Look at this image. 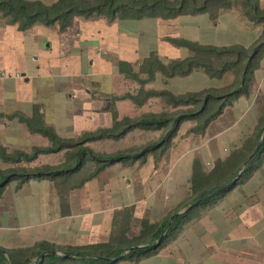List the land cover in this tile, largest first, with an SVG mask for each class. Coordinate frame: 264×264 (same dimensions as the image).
<instances>
[{
  "label": "rangeland",
  "instance_id": "rangeland-1",
  "mask_svg": "<svg viewBox=\"0 0 264 264\" xmlns=\"http://www.w3.org/2000/svg\"><path fill=\"white\" fill-rule=\"evenodd\" d=\"M54 1L55 0H44V2L48 3L46 5H49V3L52 4ZM229 1L230 7L227 10L222 11L221 13H226L232 10L238 12L239 15H243L241 12L242 8L240 5V0ZM157 21L159 22H155L151 18H144L143 20L120 21L117 24L118 27H110L111 32L104 33L103 28L100 27V38L95 39H92L93 36H91L92 32H94V28H87L82 31V34L80 35L81 39L78 41V43L72 42L73 38L71 36H76L77 38H79L77 33L78 31H75V29L80 24V22H75L74 26L71 25L65 32L62 33L58 31L57 26H54L53 28L40 24L32 26L30 28V33L40 32L37 39H35L31 35H28L29 37H27L28 33L23 34L21 38L22 53L20 56L22 68L24 67V63L26 61L28 65L27 69L31 71L33 65L35 64L34 58L35 56H37V54H35V51L37 48H39L40 42H42L40 40L48 39V42L53 45L52 51H55L57 49L58 44L69 45V48L71 50L65 56V58L62 59H59L57 57V53L54 52L53 54V57L60 61L61 73L64 74V76L60 77L57 83L54 82L56 86L55 90L58 91V88L60 87V90L63 91V95L61 93H52V96H40L41 81H39V79H32L28 83H25L22 79H20L19 76V74H21L23 71L17 73L19 76L18 80L21 83L20 93L25 107V109H23L22 111V116L25 113L30 114V112H32L33 110L32 106L35 103H29V101L35 100L37 96H40L37 103L40 102L42 106V109L45 113V120L46 122H48V126H52V124H54L56 132L61 135L59 137L62 139L77 140L81 138L85 133L97 130H93L94 127L96 128L100 126V123L98 122L99 118L97 119L96 117L97 114L109 117L107 118L106 122L110 128L112 126L110 119V116L112 117L110 101H112L115 97L122 96L124 93L135 94L134 89H138L139 84L129 79H124L122 75L121 77L116 76L119 59L113 57L111 58V60H109L108 58V60H103L102 62L94 60L93 64L91 65L87 63L88 66L86 67L88 70L86 71L85 82L86 86H88L89 82L91 84H95L91 87L96 86V90L100 92V94L96 91L91 92L92 98H89L91 103L82 104L83 98L87 96V94L80 92L77 87L73 88L71 86L72 82H66L69 81L72 77L78 78L80 77V75L83 76L82 70L86 69L84 66H81L83 65L81 56L84 52L75 51V49L73 50L72 48L77 47L78 44L85 42L84 40H86L89 43H97V45H102L104 47L116 46L118 48L116 49V51L119 53H125L128 50L127 55L132 54V50L134 48L136 50L138 48L156 49V46H158L161 56L158 57L165 62H167L168 60H172L167 58L170 55L175 56L176 59L182 58L184 54H187V56L185 57L191 56V52H189L187 49L174 47L169 44V39L171 38L164 37L157 39L155 37V33L159 34V32L162 31V34H174L170 36L176 38L181 37L182 39H185L187 38L186 36H188L189 27H187V25H184V22H182V25H179L177 22H171L168 20ZM179 26L181 27L180 31ZM262 30L261 32H263ZM142 32L144 33V35L141 34ZM64 33L66 34L59 35ZM149 35H151L152 38L150 40H148ZM259 40L260 38L258 39V41ZM257 42H254V44L248 47L247 50L252 49V47ZM17 50L18 49L16 47V52ZM137 54H141V52L137 51ZM161 54L164 56H162ZM49 56L52 55L50 54ZM131 58H134L132 59V62L131 59H128L127 61H130L132 63L133 69L137 71L138 64L141 63L143 59L141 57ZM262 64L263 60L259 62V67L254 69L252 76H248L246 79L245 84L247 86V95L240 96L238 99L232 100V103L223 109L222 114L219 115L215 120H213L204 132L200 133L197 131V120L184 121L178 127L177 133L170 142L169 147L165 150L164 154L159 159H157V157H155L152 152L147 154L143 161L141 159L136 160L135 158H129V160L127 161L116 162L112 166L104 169L92 179L86 182H82L84 179L86 180V178L90 176L96 168L95 164L87 163L72 178L63 180L64 184L62 186V191L59 192L58 200L54 199V206L56 207V205H58L57 201L62 205H64L65 203L69 205V203L73 202V204H77V210L74 213L86 212L82 210L84 209V207H82V201H84V199L82 200L79 197L71 198L68 192L72 189H80L91 180L98 182L100 188L105 186L107 180L113 178L114 180L118 181V187L122 188V190L128 188L127 186H129L130 184V186L134 190H137L135 191L136 193L145 192V202L137 203L136 206L123 207L121 210L115 213L116 215L113 220V230H111V235L108 239V241L112 239L115 243H118L122 238V242L127 240L126 242L130 241V244L136 242L135 238L139 235L142 221L159 223L175 211L183 212L187 208H190L189 199L192 198H190L189 192L191 176L189 177V179H186L185 174L187 173V171L189 172V170H186V167L191 158H193V162H198L201 171L207 173L210 172L218 163H225V160L228 159L234 151H238V149L241 148L247 140H254L256 142L260 141V139L259 141H257V138L255 140V135L258 132L260 134V130L264 126V68H261ZM191 74L184 77L175 76L172 78H165L160 73H157L152 81H149L147 84H145L144 88L146 90L153 89L156 91L167 90L174 95L192 91H202L206 89H214L219 93L227 94L236 89L241 83L240 73L233 70L226 72L221 78H210L202 69H195L191 72ZM28 75H30V72H28ZM140 77L142 80H146V75L142 74ZM87 89H85L86 92ZM48 91L46 92L48 93ZM110 91L114 93L111 94ZM72 92L75 94V97L69 99L68 96ZM106 98L109 99V101L104 102L103 100ZM116 103H119L117 108L118 119L121 120L125 117H129L131 119L138 118L141 116V114L147 112L165 113L174 111L170 108L169 105L165 103V101L161 97L158 96L150 97L142 107H136L135 104L129 99L117 100ZM193 108L194 107H183L184 111ZM165 132V129H135L125 134L120 139H103L94 141L92 143H87L85 144V146L90 148L92 152L100 155L115 154L117 152H125L133 155L140 152L145 146L160 140ZM69 135H73V137ZM37 144L41 143L38 142ZM36 147L49 148L51 147V143L47 141L46 146L37 145ZM31 151L32 149H30L27 153H31ZM69 152L70 151L64 149L55 153L39 155L37 159L31 163H0V169L4 172H7L11 169L13 171H17V169L21 166L26 167L27 170H30L31 167H62L67 162ZM12 153L13 152L9 154ZM183 153L188 154L184 155L177 161V165L175 166L174 171V173H176L178 177V184L180 186L179 191H182L181 195L179 196L181 199L180 200L179 197L173 196L172 191H168V187L166 189V192L164 191V182L165 179L167 182V178L169 176V173L171 172L170 165L175 162V158H179V156H181ZM248 155V152L244 151L243 156L247 158ZM260 160L261 163L264 162V158L260 157L259 161ZM261 163L257 165L258 168H255V170H253L251 177L259 171V169L261 168ZM244 164L242 165L244 166ZM127 180H129V183L127 182ZM246 181L247 180H245V182ZM245 182L232 186V188L228 190L226 194H224L220 198L218 197L217 201L213 205H205L196 208L191 219L187 223L179 227L176 234H174L173 236H169L167 243L155 255L158 254L157 257H163L165 253H169L170 255H172L174 252H176L173 243H175L177 240L180 241V243L183 240H188L191 229V227H188V225L197 223L207 215V212L210 211L209 209H213L216 206L220 207L222 205V208H220L226 209L227 204H230L233 199L229 197L232 196L233 193H241ZM151 183H153V185H151ZM24 185L26 184L23 183V185H19L16 180H13L5 186L3 192L7 189L8 192L13 191L14 188H18ZM91 185L92 184L86 187L90 190V194L92 193ZM120 192L114 194V197H111L107 200H98L97 202H95V200H92L91 202L93 205L97 204L96 206L105 202H114V200L118 202L121 195ZM121 196L123 197V195ZM173 197H175V200H173ZM151 199H155L157 200V202L155 204H152ZM179 200L183 202L179 203ZM54 210L56 209L54 208ZM57 214L58 213L55 211V214L51 217L52 222L46 225L45 221L41 220H39V222L33 219L31 222L34 223L30 222L31 224H27L25 222L14 220L13 218H8V216H0V229H3L2 233L0 234V249H28L33 247L36 242L41 239V232L44 233L46 232V230H50V235H54L56 231H60L59 227L63 228V223H68L71 220L60 218ZM24 219L25 221H29L31 218L26 217ZM24 219L22 221H24ZM50 220L51 219H48V221ZM56 227H58L57 230ZM30 230L32 231V233L30 232L29 234H27L26 232ZM125 230H127V232H124ZM246 230L251 232L252 234L254 227L248 228ZM64 231H66V229H64ZM71 231L73 230L71 229ZM72 234L73 233H67L66 235H63L64 239L62 240H58L57 237H55L56 239L54 238L53 244L49 245L54 247L56 250H62V247L71 245L67 243H70L69 239L71 238ZM258 240L260 239H255L254 237L251 238L249 236L235 243L244 244V246L239 245L238 247L241 246L249 248L254 246V244H256ZM181 254H186V251L184 250L183 252H181ZM252 254L253 253H251L250 255ZM250 255L248 254V256ZM251 258L255 259L254 256H252ZM100 264L106 263L103 262Z\"/></svg>",
  "mask_w": 264,
  "mask_h": 264
},
{
  "label": "trees",
  "instance_id": "trees-1",
  "mask_svg": "<svg viewBox=\"0 0 264 264\" xmlns=\"http://www.w3.org/2000/svg\"><path fill=\"white\" fill-rule=\"evenodd\" d=\"M240 5L242 14L251 24L263 26L260 40L252 49H248L250 51L240 45L217 47L177 38L169 39V42L177 47L187 49L191 52V56L165 62L156 53L151 52L138 64L137 71L128 62L119 61V74L124 79L137 82L139 87L134 89L135 94L124 93L122 96L113 99L111 108L113 122L110 128H98L85 133L77 140H65L57 135L53 127L45 123L40 105L33 106L29 117L20 116L19 120L27 130L32 134L46 138L51 143V147H33L31 153L14 151L9 154L0 145V161L2 163H31L39 155L55 153L64 149L70 152L67 162L62 167L58 166L59 168L31 167L30 170H27L26 167L21 166L17 171L11 169L7 172L0 169V195L5 186L13 180H16L19 185L31 178H48L56 183L57 179L72 178L87 163L95 164L96 168L82 182L92 179L116 162L127 161L129 158L143 161L147 154L152 152L159 159L169 147L180 124L187 120H197V131L204 132L208 125L222 114L223 109L232 103V100L247 95L246 79L248 76H252L254 69L259 67V62L264 60V7L260 6V0H240ZM229 7V0H55L49 5L40 0H0V17L8 23L17 25L20 31L40 24L47 27L57 26L58 31L62 33L72 25L73 18L76 17L86 20L99 17L119 21L144 18L169 20L178 16L208 14L212 20H215L222 11ZM195 69L204 70L210 78H221L226 72L233 70L240 73L241 83L227 94L219 93L214 89H206L174 95L167 90L156 91L144 88L145 84L152 81L157 73L165 78L184 77L191 74ZM142 74L146 75V80L141 79ZM154 96L161 97L174 111L147 112L134 119L129 117L122 120L118 119V111L114 105L117 100L129 99L136 107H142L150 97ZM183 107L194 108L184 111ZM135 129H165L166 132L160 140L145 146L140 152L133 155L125 152L100 155L85 146L87 143L98 140L120 139ZM262 136L263 140L258 148V142L247 140L238 151H234L225 160V163H218L210 172L201 171L198 162L195 161L189 186L190 198L192 197L189 199L190 208L183 212L175 211L159 223L142 221L135 243L130 244V241L126 242L127 240L122 242L123 239L121 238L118 243L111 239L103 244L85 247L66 246L62 247V250H56L51 245L41 242L28 249H0V264H69L73 262L116 264L122 260L137 262L142 258L155 255L167 243L168 237L176 234L178 228L191 219L196 208L213 205L217 198L226 194L232 186L245 182L251 177L253 170L258 168L257 165L261 163L259 158H264V126L261 128L260 134L258 132L255 135V140L257 138L259 141ZM244 151L249 154L247 158L243 156ZM226 184H228L226 188L199 201L206 194ZM170 217H172L170 225L164 236L160 238ZM106 259L110 262L105 261Z\"/></svg>",
  "mask_w": 264,
  "mask_h": 264
},
{
  "label": "crops",
  "instance_id": "crops-1",
  "mask_svg": "<svg viewBox=\"0 0 264 264\" xmlns=\"http://www.w3.org/2000/svg\"><path fill=\"white\" fill-rule=\"evenodd\" d=\"M40 1L44 4H48L44 2V0ZM260 6L264 7V0H260ZM151 19L155 22H159L157 20H162L160 18ZM168 21L177 22L179 25H182V22H184V25L189 27L188 36H186L187 38L185 39L203 45H213L217 47L240 45L248 48L252 46L254 42L258 41L262 33L261 30L263 29V26L251 24L245 16L239 15L238 12L232 10L219 14L213 21L205 14L178 16ZM75 22H80L81 24L75 29V31H78L79 38L76 36L71 37L73 38L72 42L78 43L81 39L80 35L83 30L94 28V32L91 34V36H93L92 39L100 38V27L103 28L104 33L111 32L110 27H118L117 24L120 21L117 19L108 20L104 17L87 20L76 17L73 19L72 26L75 25ZM180 29L181 27L179 26V31ZM30 30L31 29L20 31L17 25L8 23L5 19L0 17V145L6 149L7 153L14 151L28 152L32 147H36L37 145L46 146L48 141L38 134L30 133L19 120V117L22 116L23 109H25L23 104L24 101L20 93L21 83L18 80L19 76L25 83H28L32 79H39V81H41L40 96L48 97L52 96V93H63L60 87L58 91L55 90L56 86L54 82L57 83L64 74L61 73L60 61L55 59L53 54L54 52L57 53L59 59L65 58L71 50L69 45L58 44L57 49L52 51L53 45L48 42V39L40 40L42 42H40L39 48L35 51L37 56L34 58L35 64L31 71L27 69L28 65L26 61L22 68V63L20 61L22 53L21 38L23 34L28 33L27 37L31 35L37 39L40 32L30 33ZM65 34L66 33L59 35ZM141 34L144 35L143 32ZM155 35L157 39L164 37L177 39L176 37L170 36L174 34H162V31H160L159 34L155 33ZM150 39H152L151 35H149L148 40ZM84 41L85 42L78 44L77 47L72 48L73 50L75 49V51L84 52L81 56L83 64L81 66L86 68L82 70L83 76L80 75L78 78L72 77L69 81H66L72 82L71 86L73 88L77 87L80 92L87 94V96L83 98L82 104H90L89 98H92L91 92H98L96 86L91 87L95 84L89 82L88 86H86L85 75L88 70L86 67L88 66L87 63L91 65L94 60L102 62L103 60H108V58L111 60V58L115 57L119 59V61H125L132 65L131 62L134 58L131 57H141L144 59L151 52L161 57L158 46H156V49H140L137 47V50L134 48L132 50L133 53L127 55L128 50L125 53H119L116 51V49H118L116 46L104 47L102 45H97V43ZM171 45L177 47L173 44ZM16 47L19 50H17V52ZM137 51L141 52V54H137ZM50 54L52 56H49ZM185 56H187V54H184L182 58ZM167 58L176 59V57L172 55ZM128 59H131V62L127 61ZM261 68H264V60ZM18 72L22 73L17 77ZM28 72H30V75H28ZM22 74L24 76H21ZM116 76L121 77L118 69L116 70ZM85 89H87V92ZM46 91H48V93ZM98 93L100 94V92ZM110 93L113 94L114 92L110 91ZM74 95L75 94L72 92L69 94L68 98L72 99L75 97ZM40 96H37L35 100L29 101V103L34 102V105L38 104L41 106L40 102L37 103ZM103 101L107 102L109 99L106 98ZM112 102L113 100L110 101V108H112ZM118 104L114 102L115 108H118ZM30 114L25 113L23 116L29 117ZM43 114L45 120L44 111ZM96 117L97 119L99 118L98 122L100 126L94 127L93 130L98 128H109L106 122L109 117L101 114H97ZM110 119L112 125L111 116ZM45 123L48 125L46 120ZM51 127H53L56 132L54 124H52ZM56 133L58 136H61L58 132ZM69 136L73 137V135ZM38 142L41 144H37ZM186 154L188 153H183L179 158H175V162L170 165L171 172L169 173L167 182L166 179L164 182V191L166 192L168 187V191H172L175 197H179L182 193V191H179L180 186L178 184V177L176 173H174L175 166L177 165V161ZM0 163L3 164L1 161ZM193 163V158L187 163L186 170H189V172L187 171L185 174L186 179H189L191 176ZM127 182L129 183V180H127ZM24 184L26 185L14 188L13 191L8 192V189L4 190L0 196V216H8V218H13L14 220L27 224L34 223L31 222L33 219L37 221L41 220L45 221L46 225L52 222L51 217L56 211L60 218L71 219L68 223H63V228L59 227L60 231H56L58 229V227H56V232L52 236L50 235V230H46L44 233L41 232L42 237L36 243L44 242L53 244L55 237H57L58 240H62L64 239L63 235L67 233H73L69 239L70 243H67L69 245L71 244L70 246L73 247H85L87 245L106 243L111 235V230H113L115 213L123 207L136 206L137 203L145 202L144 199H146L145 192L136 193L135 191L137 190H134L130 184L127 186L128 188L122 190V188L118 187V181L114 180V178L107 180L105 186L102 188L99 187L98 182L91 180L80 189H72L68 192L71 198L79 197L82 200L84 199V201H82V207H84V209L82 210L86 212L74 213L77 210V204H73V202L69 203V205L66 203L62 205L57 201L58 205H56V207L53 204L54 199L58 200L59 192L62 191V186L64 184L62 179H57L55 183V181L48 178H31ZM90 184H92L91 194L90 190L86 188ZM151 185H153V183H151ZM118 192L123 195V197L120 195L118 202L114 200V202H105L98 206H96L97 204L93 205L91 202L92 200H95V202L98 200H107L114 197V194ZM175 197H173V200H175ZM229 198L233 199L230 204H227V208L224 207L226 209H221L222 205L220 206L221 208L216 206L213 209H209L210 211L208 210L209 212H207V215L197 223L188 225V227H191L190 236L186 241L183 240L180 243V241L177 240L173 243L176 249V252L172 254L173 256L169 253H165L163 257H157V254L142 258L137 262L122 260L116 264H264V162L261 164L259 171L244 183L242 192L237 194L233 193ZM151 202L155 204L157 200L151 199ZM182 202L183 201H180L179 203ZM54 208L56 210H54ZM26 217L31 219L25 221L24 218ZM23 219L24 221H22ZM48 219L51 220L48 221ZM251 227H254L252 234L246 230ZM64 229H66V231H64ZM71 229L73 231H71ZM0 230L1 234L3 229ZM30 232L32 233L31 230L26 233L29 234ZM249 236L260 240L249 248L238 247L239 245L244 246V244L235 243ZM184 250L186 254L183 255L181 252ZM251 253L254 255H250ZM248 254L250 256H248ZM252 256H254V258L257 257L252 259ZM74 263L80 264L79 262H73V264Z\"/></svg>",
  "mask_w": 264,
  "mask_h": 264
},
{
  "label": "water",
  "instance_id": "water-1",
  "mask_svg": "<svg viewBox=\"0 0 264 264\" xmlns=\"http://www.w3.org/2000/svg\"><path fill=\"white\" fill-rule=\"evenodd\" d=\"M21 76H24V75L22 74ZM262 140H263V136L261 137L260 141L258 142L257 148L261 145ZM228 184H229V183H228ZM228 184H226V185H224V186H222V187H220V188H218V189H216V190H214V191H212V192L206 194V195H205L202 199H200L199 201H202V200L208 198L211 194H214V193H216L217 191L226 188V187L228 186ZM171 218H172V217H170V218L168 219L167 224H166L165 231H164V233L161 235L160 238H162V237L164 236L165 232L167 231V229H168V227H169V225H170ZM159 240H160V239H159ZM158 242H159V241H158ZM105 261L110 262L108 259H106Z\"/></svg>",
  "mask_w": 264,
  "mask_h": 264
},
{
  "label": "built area",
  "instance_id": "built-area-1",
  "mask_svg": "<svg viewBox=\"0 0 264 264\" xmlns=\"http://www.w3.org/2000/svg\"><path fill=\"white\" fill-rule=\"evenodd\" d=\"M17 77H18V75H17Z\"/></svg>",
  "mask_w": 264,
  "mask_h": 264
}]
</instances>
